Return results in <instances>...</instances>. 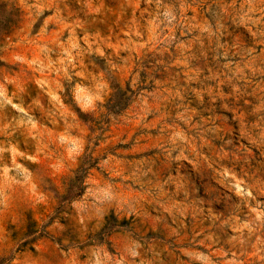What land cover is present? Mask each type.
I'll return each mask as SVG.
<instances>
[{
  "label": "rangeland",
  "instance_id": "374dc122",
  "mask_svg": "<svg viewBox=\"0 0 264 264\" xmlns=\"http://www.w3.org/2000/svg\"><path fill=\"white\" fill-rule=\"evenodd\" d=\"M0 264H264V0H0Z\"/></svg>",
  "mask_w": 264,
  "mask_h": 264
}]
</instances>
